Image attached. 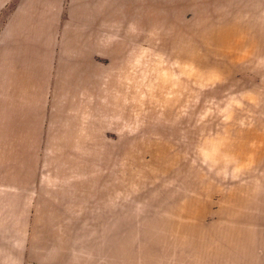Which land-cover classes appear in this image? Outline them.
I'll return each mask as SVG.
<instances>
[{"label": "rangeland", "instance_id": "obj_1", "mask_svg": "<svg viewBox=\"0 0 264 264\" xmlns=\"http://www.w3.org/2000/svg\"><path fill=\"white\" fill-rule=\"evenodd\" d=\"M42 43L0 113V264H264V0H46Z\"/></svg>", "mask_w": 264, "mask_h": 264}, {"label": "crops", "instance_id": "obj_2", "mask_svg": "<svg viewBox=\"0 0 264 264\" xmlns=\"http://www.w3.org/2000/svg\"><path fill=\"white\" fill-rule=\"evenodd\" d=\"M9 0H0V11ZM0 37V113L6 112L10 98L19 96V64L34 63L36 48L44 47L46 40V0H26V4L11 15ZM33 73V71H32ZM33 79V74L31 75ZM10 88V91H8ZM13 96V97H12ZM0 122V128H1ZM1 130V129H0ZM2 131V130H1ZM4 140L0 136V150Z\"/></svg>", "mask_w": 264, "mask_h": 264}]
</instances>
